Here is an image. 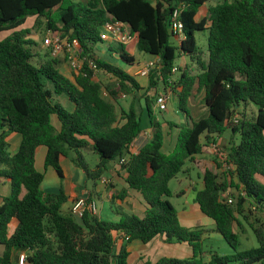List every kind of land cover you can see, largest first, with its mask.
I'll return each mask as SVG.
<instances>
[{"label":"trees","instance_id":"16d2710c","mask_svg":"<svg viewBox=\"0 0 264 264\" xmlns=\"http://www.w3.org/2000/svg\"><path fill=\"white\" fill-rule=\"evenodd\" d=\"M212 1L209 14L198 19L200 9ZM177 8L185 38L174 44L172 38L179 35L171 29L170 19ZM29 17L37 22L46 18L49 30L76 39L83 56L114 76L118 89L105 86L111 99L105 98L104 85L95 80L87 64L74 81L60 71L56 58L34 64L36 44L28 38L32 31L19 29ZM111 19L128 23L137 34V48L160 60L149 76L148 91L163 82L165 92L170 89L180 109L191 117L188 103L193 89L198 85L204 90L207 115L180 127L170 153L163 151V124L154 117L149 96L145 100L152 139L139 152L131 150L144 131L143 118L134 105L120 112L118 95L142 87L133 75L94 51L95 45L104 42L102 26ZM5 31L14 32L0 37V176L10 182L11 191L0 204V245L5 247L0 264H20L22 254L24 264H130L127 245L118 246V239L129 237L127 244H147L159 235H165L168 243H188L193 256L163 257L156 264H264V220L251 223L259 243L256 248L240 250L236 230L242 227L240 218L250 220L249 201L264 215V0H0V35ZM197 32H207V52L198 45ZM120 46V57L134 64L135 57L125 45ZM182 56L188 63L178 65ZM175 67L178 71L173 73ZM60 96L73 103L72 110L55 101ZM250 104L257 106V113L249 115ZM228 130L231 138L225 151L232 167L227 171L230 178L221 179L207 168L203 189L196 195L202 213L215 222V230L234 250L220 256L205 250L203 227L181 224L170 201V182L187 160L193 161L214 137ZM12 133L22 136L14 155L9 153ZM40 146L47 149L45 169L53 167L60 178H64L60 159L69 157V151L93 181L101 180L108 164L117 162L127 173L128 187L146 203L144 217L127 213L114 222L89 213L77 218L64 211L68 202L64 191L55 194L41 189L45 172L36 167ZM83 149L100 156L96 169L89 168ZM232 188L239 192L235 198L227 194ZM226 196L234 203L229 204ZM13 219L18 226L10 235Z\"/></svg>","mask_w":264,"mask_h":264},{"label":"rangeland","instance_id":"374dc122","mask_svg":"<svg viewBox=\"0 0 264 264\" xmlns=\"http://www.w3.org/2000/svg\"><path fill=\"white\" fill-rule=\"evenodd\" d=\"M215 4L214 1L209 2V4L207 5V7L205 9H202L201 15H208L209 14V6H213ZM53 12L56 14V11L53 10ZM54 14V17H55ZM200 15V16H201ZM19 29H31V35L28 36V38H31L36 45L33 46V50L34 52L37 54L34 59L33 62L36 65H41L42 63H44L46 60L52 59V58H56L57 60L60 61V71H62L63 68L67 67L70 71L69 74L66 73L65 76H67L70 80L74 81L75 80V76L78 75L70 66L69 62H68V58H67V54L65 53V51L63 50L61 53H59L57 56H52L51 55V50L45 45V38H47L51 33L55 32L53 30H49L47 28V20L46 18H41L39 19V22L36 21V17H29L26 21V23ZM17 29V30H19ZM14 31H5L3 33H1L0 37L1 38H5L9 35H11ZM196 41L198 43V45L205 51L207 52L208 50V40H207V32H197L196 33ZM176 42L178 43V39L172 38V43L176 44ZM126 50L128 52H131V47H129L128 45L125 46ZM121 50V46L119 43L116 42H103L100 44H97L94 46V51L95 54H97L99 57H101L102 59H104L105 61L120 67L121 69H123L124 71L128 72L130 71L134 66H142L143 63L145 61H148L149 59H153V56L145 53V52H141L137 47L134 49V56L136 58V62L134 64H130L126 61H124L121 57H120V52ZM82 52L80 53V51H78V56H81ZM177 64L181 65L180 62V58L177 59ZM175 78H177V75L174 76ZM95 80L100 81L103 85H104V93L103 95L105 96V98L107 99H111L108 91L106 90L105 86L110 85L111 87H113L115 90L118 89L119 83L117 81V79L104 72V71H97L95 74ZM145 79H143L141 76L138 77V81L144 86V81ZM140 84V85H141ZM143 90H132L130 93H128L126 95V97H124V92H121L118 95V106L119 108L122 107H126V109H129V104L134 105V108L137 110V112L139 114L142 115V112L144 111V116H142L143 118V124L142 127L143 129L145 128L144 126V122L146 119H150L149 117V110L146 104V100H145V96H149V98L151 99V104H150V109L154 115V117H156L158 119V121H160L162 124H168V125H172L174 130L173 132H176V128L174 127H187L189 124H191V119L187 116V114L182 111L179 107V99L176 95L172 94H168V99H167V109L166 110H160L159 107H157V97L156 95L158 93H165L164 91V84L163 82H160L159 85L157 86V88L151 89L150 91V95L147 93V86H144ZM57 97H55V101H56ZM63 100H65V98H62ZM193 102H194V110H196L195 112L197 114H199V118L204 117L207 113H205V115L203 116L202 112H206V106L204 103V99L202 98L201 93H197L195 94V96H193ZM63 105L65 107H69V103H67V101L65 100L63 102ZM189 105V103H188ZM189 107V106H188ZM198 111V112H197ZM248 112L249 115H253L255 113H257V106L254 104H250L248 106ZM191 114V111H190ZM55 118V117H54ZM150 121V120H149ZM179 130H177L178 132ZM170 132V130H169ZM227 135L231 134V131L228 130ZM230 138L228 139L229 142ZM228 142H225L223 140V143L221 142V145H223L224 143L227 144ZM236 143H239V136L236 138ZM83 154H84V158L86 160V163L88 164L90 169H96L97 165L100 161V156L95 152V151H90L88 149H83ZM70 152V156L71 155L75 156V153L72 151ZM215 161H217V170H218V174L220 176L221 179L227 178L229 177V174L226 172V161L225 160H220L219 156H209V159H213ZM44 160V159H43ZM43 161L40 159L39 161V165H42ZM205 167V166H204ZM203 168V167H202ZM202 168L194 163L191 160H187L183 171L181 173L178 174V176L174 179L171 180L170 182V189L173 192V196L170 198V201L172 202V204L177 208V210L182 211L185 208L186 209H190V205L194 204L196 202V195L197 192L203 189V170ZM78 171L80 172V174L82 176L84 175V171L80 168L78 169ZM230 178V177H229ZM62 180H64L63 178H61ZM85 181L87 183L88 189L92 190L95 184V181L87 179V177H85ZM230 181V179H229ZM235 182L237 183V180H235ZM66 182L64 181V187H65ZM97 186H99V188L102 190V185L97 184ZM63 191V190H62ZM46 193V192H45ZM48 193V192H47ZM238 190L235 188H232L231 190H229V192L227 193L228 195L233 194L234 198L237 197L238 194ZM226 195V194H225ZM95 200L97 202V208H98V212L102 211L104 212V217H109L108 215H110V219L111 220H106V221H114L115 222V214L118 211H122L117 204H113L111 203L109 200L102 199L101 196L96 195L95 196ZM67 205V204H66ZM68 206V205H67ZM247 209L248 211L250 210L249 213V217L250 220L246 221L242 218H240L241 222H242V227H236V230L239 232L240 234V250H246V249H251V248H256L259 246L257 237L251 227V223L252 224H256L257 221H262L264 220V215L262 213L259 212V210L256 209L255 204L252 201H249L247 203ZM67 209V207L65 208ZM105 219H109V218H105ZM121 219V218H120ZM209 220V221H208ZM209 222H212V220L207 217L206 215L203 214L202 219L200 220V224L202 226H204L206 229H208L209 231L207 233H204V248L206 251H209L210 253H217L220 256H224V255H230V254H234V250L232 249V247L227 243V241L215 230L216 227L214 224H210ZM182 244V243H180ZM184 244V243H183ZM5 247L3 245H0V256L4 253Z\"/></svg>","mask_w":264,"mask_h":264},{"label":"crops","instance_id":"0c3cea01","mask_svg":"<svg viewBox=\"0 0 264 264\" xmlns=\"http://www.w3.org/2000/svg\"><path fill=\"white\" fill-rule=\"evenodd\" d=\"M206 7L207 6L202 7L200 11L202 9H205ZM200 15H201V12H199L198 14V17H197L198 19H201L204 16H207V15H201V16ZM184 38H181L179 36L175 37V39H178V43L176 42V44H179V39L181 40ZM128 46L131 47L132 50L130 53L134 56L133 52H134V49L137 47V43L136 44L132 43ZM157 59H158L157 57L153 56V59H149L148 61L157 60ZM148 61H145L144 63ZM135 62H136V58H135ZM180 62H181V65H185L186 63H188V58L182 56L180 58ZM140 67L141 66H134L130 71H128V73L133 75L137 81H138V77L141 76L138 73ZM69 71L70 70L67 67H65L62 69L61 72L64 75H66V73L67 74L70 73ZM141 77L145 79L143 80L144 86L148 87L149 77H144V76H141ZM142 86L143 85L141 84V87ZM155 89L156 88H154V90ZM141 90H143V88ZM150 91L147 92L149 95H150ZM164 91H165V86H164ZM172 93L173 92L170 89L166 91L167 95L172 94ZM197 93H201L202 98L204 99V90L199 89L198 85H195L193 92H192V96L189 99V105H188L191 111V117H189L191 119V123L194 120L199 119L198 117L199 114H197L195 112L196 110H194L195 104L193 102V96H195V94ZM158 94H162V93H158ZM124 97H126V95H124ZM62 98H65L67 103H69V107L67 108L72 110L74 105L65 96L57 97L56 101H60L61 103H63L65 100H63ZM128 106L130 108L132 105L129 104ZM121 108L125 110H129V109H126V107L121 106ZM121 108H119L118 106V109H120V112H121ZM205 109H206V112H202L203 116L205 115V113H207V108ZM142 116H144V111L142 112ZM54 117H53V123L55 127L59 129L60 123L58 119ZM144 126L145 128L143 129L144 130L143 133L130 146L131 150L135 153L139 152V150L142 147H144L152 139V128L150 127V121L148 119L145 120ZM174 128H176L175 133L173 132L174 130H172L173 129L172 125L170 126L168 124H163V130L165 134L163 151L165 153L172 152L177 145L178 137L180 134V127H174ZM177 130L179 131L177 132ZM230 136L231 134L227 135V133H225L224 135L220 137H214V141H212L208 146L205 145L203 147V152L200 155L195 156L193 162L198 164L201 168L203 167L202 168L203 172H205V170L208 168L218 173L217 161H215L214 158L209 159V156L211 155L217 156L216 153H214V151L212 150L211 144L216 141H220L223 143V140L225 142H228V139L231 138ZM21 141H22V136L20 134L12 133L9 135L8 137V142L10 144L9 153L11 155H14L19 150ZM202 142L203 143L205 142V135L202 137ZM225 145L226 144L224 143L223 144L224 148L226 147ZM88 150L92 151L91 149H88ZM81 152L83 153V151ZM46 153H47V149L44 146H40L37 149L36 167L39 171L45 172V178H44V181L42 182L41 189L46 193L48 192V193H55V194L63 190L66 196H68V202L66 203L68 206L66 204L63 206L64 211L66 212L71 211L73 201L78 196L91 197V199L95 200V196L98 195V196H101L102 199L106 198L111 203L117 204L118 207L122 210L121 212L118 211L115 214V221H119L120 218H122L123 215L127 213H133L139 217H144L146 209H147L146 203L144 202L143 197L139 192L132 190L128 187L125 181L127 173L120 169V166L117 162H111L110 164H108V169L102 176V179L99 181H95L93 189L89 190L87 183L85 181L86 180L85 177L87 176L84 172L83 173L85 176H82L80 172L78 171V169L80 168L75 164L73 160L74 155L73 156L71 155V157H61L60 159V162H61V165L64 171V178H63L64 180H62L53 167H48L47 169H45ZM40 159L43 161V164L38 166ZM1 168L2 167L0 166V169ZM64 181L66 182L65 187H64ZM97 184L102 185L101 186L102 190L99 188V186H97ZM10 191H11L10 182L0 176V204L3 202V199L10 194ZM121 196H123L122 199L120 198ZM66 207L67 209H65ZM96 215L100 219L111 220L110 215H108L109 217H104L105 215H104L103 210L100 212L97 211ZM178 216L183 226H186L189 228L201 226L204 228L205 233L209 231L208 229H206L204 226H202L199 223L203 217V213L200 209V205L197 202H195L194 204H191L190 209L185 208L182 211L178 210ZM105 218H109V219H105ZM209 223L215 225V222L213 220L212 222H209ZM17 226H18V221L16 219H13L9 226L10 235L14 233ZM121 244L127 245L128 251L130 252V255H129L130 264H146V263L156 264L163 257L187 259L193 256V249L188 243H184V244L183 243L182 244L168 243L166 241L165 235H159L147 244H143L140 241H132L131 243L127 244L126 239L120 238L118 239V246H120Z\"/></svg>","mask_w":264,"mask_h":264},{"label":"built area","instance_id":"2783aa9c","mask_svg":"<svg viewBox=\"0 0 264 264\" xmlns=\"http://www.w3.org/2000/svg\"><path fill=\"white\" fill-rule=\"evenodd\" d=\"M181 9L177 8L171 13V29L174 33L178 34L179 37L184 38L183 28L184 25L181 21ZM100 38L104 42H116L123 45H130V44H136L138 41L137 34H134L132 32L131 26L128 23L119 21V20H108L104 23V25L101 28L100 32ZM45 45L51 50L52 56H57L59 53H61L63 50L67 54L68 62L71 66V68L79 74L81 70L83 69L84 65L87 64L88 67L92 70H94L95 74L97 71H101L97 64L94 62L93 59H89L87 56H83V51L81 49V46L79 42L74 39L70 40L67 36L63 37L59 32H53L51 33L47 38H45ZM78 51L80 53L82 52L81 56H78ZM159 59L152 60L144 63L138 73L141 76L149 77L151 72L158 68L159 66ZM178 71L177 67L173 69V73H176ZM168 95L165 93L158 94L156 103L157 107H159L160 110H166L167 109V97ZM237 122V119L234 118ZM212 150L216 155L219 156L220 160L226 161V172L228 169L232 168L228 165L227 161V153L225 151V148L223 145H221L220 141H216L211 144ZM125 161V160H123ZM226 200L229 204L234 203V199L232 197L226 196ZM98 208H97V202L96 200L91 199L90 197L86 196H78L72 204L71 212L74 216L77 218L83 217L86 213L89 214H97ZM126 240H129V237H126ZM25 255L22 254L20 257V264H24Z\"/></svg>","mask_w":264,"mask_h":264}]
</instances>
